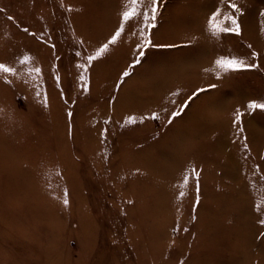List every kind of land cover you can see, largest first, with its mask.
Listing matches in <instances>:
<instances>
[{
  "label": "rangeland",
  "instance_id": "374dc122",
  "mask_svg": "<svg viewBox=\"0 0 264 264\" xmlns=\"http://www.w3.org/2000/svg\"><path fill=\"white\" fill-rule=\"evenodd\" d=\"M58 1L0 0V7L15 13L17 24L29 29L23 33L14 26V18L9 20L7 12H0V60L18 53L23 43L28 45L27 89L0 85V264H264V160L258 157L264 155L258 153L263 140L254 141L249 157L242 138H247L248 147L252 145L243 127L246 117L256 116L264 130V110L243 112L242 134L234 124L235 108L264 102V46L252 42L251 64L258 67H246L220 83L207 78L217 73L205 69L215 65L217 54L231 52L227 39L203 49L152 52L146 68H167L163 65L172 61L173 68L163 69L166 76L180 70L181 59H190L185 77L171 80L170 89H183L179 102L200 88L207 91L193 98L179 118L183 120L168 125L164 118L149 119L147 126L121 127L111 114L118 119L134 109L169 106V97L159 94L169 83L152 70L137 78L147 55L137 74L117 90L121 73H132V68L120 72L127 60L115 51L94 63V75L100 67L107 69L97 71L95 89L87 94L78 81L74 53L69 52L77 39L73 30L98 41V35L106 33L105 24L97 16L83 29L86 13H81L83 20L79 15H60ZM164 1L173 11L167 9L163 20L178 19L156 42L187 40V34L199 32L191 28L217 4V0ZM242 2L254 38L252 28L260 25L264 31V0ZM103 13L108 22L113 21L108 12ZM53 43L55 51L50 47ZM240 43L236 40L239 47ZM247 51L240 48L243 54ZM252 53L258 55L254 58ZM213 84L217 87L209 88ZM153 86L159 91L151 90ZM61 87L66 99L61 98ZM68 111L73 112L71 120ZM142 116L135 117L137 124L143 123L138 121ZM104 129L106 140L101 138ZM181 134L182 138L174 137ZM90 144L96 145L94 151ZM172 146L178 148L175 154L170 152ZM230 152L235 153L234 163L226 159ZM242 153L246 158H239ZM228 162L234 164L236 180L224 174ZM247 164H251L250 174L244 175L241 168ZM191 168L201 170L199 196L195 179L181 187ZM65 190L68 207L63 204ZM238 190L244 191L243 204L249 211L245 217L249 218L250 209L254 212L250 220L255 232L250 237L248 232L241 242L234 213L228 204L222 205L230 202L220 204L218 198L233 197ZM177 227L178 233L173 231Z\"/></svg>",
  "mask_w": 264,
  "mask_h": 264
},
{
  "label": "crops",
  "instance_id": "0c3cea01",
  "mask_svg": "<svg viewBox=\"0 0 264 264\" xmlns=\"http://www.w3.org/2000/svg\"><path fill=\"white\" fill-rule=\"evenodd\" d=\"M117 2V7H115V4ZM164 1V0H162ZM230 0H217V4L215 5V7L212 8L211 11H209L207 13V15L205 16V18H203L200 21V24L197 23L196 26H193L191 29L194 31L199 30V32H195V33H189L187 34V40H179L176 42H156L158 40V38H162L161 36L166 37V33H168L169 29L174 26L176 23V19L175 21H169V20H163V15H165L167 13V9L170 13H172L173 8H169L166 7V1H164L162 3V6L160 7L159 10V16H158V20L156 21L157 23V28L153 30V40L155 43H159V44H175L178 45L177 47H171V48H164V47H158V48H151L148 49L146 52V55L144 56V58L142 59L141 63L139 65H137L135 68H132V75L131 77H134L137 74V69L140 67V65L142 64V62L145 60V58L147 57V60L145 61V64L143 66L142 71L139 73V75L137 74V78H144L145 75H147L148 71L152 70L153 73L159 75L158 77L164 78L166 80L167 83H169L165 89L161 90V92H159V94L161 96H167L169 97V99L167 98V102L169 104V106L166 107H148V108H141V109H134L131 110L130 112L124 113L122 117H118L114 118L113 114H111L110 116L113 118V121L116 122L117 126H131V127H135V126H143V125H148L149 123H146L145 121H143L142 124H128L125 125L124 121L127 117L129 116H134V117H139L140 115H145V116H151V114L153 112L159 113L160 114V119H165L167 120L168 116L171 114L172 111L176 110L178 108V106L183 103V100L181 102H179L178 98L179 96H183V89H181L180 87H173L172 89H170L171 87V80L173 79H180V78H184V74L186 73V63H188L190 59H186L185 61H183V59H181V62H183V64H179V66H181L180 70L175 71V73H171V74H167L165 71H163V69H167L170 70L171 68H173V66H171V62L164 64V67L167 68H146V64L147 63H151V60L153 59L152 56V52H157V51H161V49L163 50H168V49H174V48H183L180 47L179 45H187L190 44L189 47H192L194 49H203L206 47H213L215 45H220V44H214L216 42H220L223 39H227L228 40V44L227 46L231 47V52L227 53V54H217L218 58L221 56H224L227 59H232L235 58L237 60H244L245 64H251V48H252V42L255 41L256 46H264L262 43V41H264V31L262 30V27H260V25L257 27L252 28L253 32H254V38L253 35L250 34L251 32V23H250V14L247 15V11L245 9V5L243 4L242 0H231V2H234L237 4V6L240 8V12L239 13H233L232 10L228 7ZM115 3V4H114ZM58 10L60 11L59 14L60 15H67L69 17H71L72 15L76 16L79 15L81 16V20H83V16L81 15L82 12H85L84 14L87 15L85 17L86 22H84L86 25L83 29H88L90 27V25L92 24V22L97 19V16L100 17L99 19L101 21L104 22L105 24V29H106V33H104V31H102L99 35H98V41L95 40L94 38H89L88 35H86L85 33L79 34L78 32H76V30L74 29L73 32H75L76 36L75 38H77L76 40H74L72 47H70L73 51L69 50L70 53H74V57L76 58L74 61V65L75 62L80 63L82 60L81 57H79V60L77 59V57L75 56V52L77 51L78 48H80V51L82 52L83 55H90V54H94L95 51L103 44L106 43L108 38H110V36L114 33V31L118 28L119 24H120V19H121V13L122 11H126V10H130V8L132 7V5L128 2V0H109L107 3L104 0H59L58 1ZM86 8V9H85ZM0 9H2L3 11H0L1 13L7 14L8 16H11L15 19L16 14L15 13H11V11L8 12V10H5V8L0 7ZM219 10L220 15L216 18L215 22L213 23V25L209 24V19L212 16L213 12ZM108 12V14L111 15L113 21H107L106 18H104V13L103 12ZM182 9L178 10L177 16L181 17L182 15ZM242 13V14H241ZM114 14H116L115 16H117V18L114 17ZM235 16L238 20V23L240 25V35H235V34H231V33H220L219 38L213 37L211 35V29L213 26H215L216 28H230L232 27L230 20H227L226 17L228 16ZM248 18H247V17ZM167 23V25L164 26L163 30H159L158 28L160 26H162V24ZM197 22V21H196ZM14 26L16 28H19L20 31H23L24 28H27L25 25H21L20 22H18L17 24V19H15V22L13 23ZM77 24V23H76ZM138 22L133 20L129 22V25H126V31L123 35V37L121 38L120 42L117 45L111 46L109 47V51L100 59H98L97 61H102L103 59H105L108 55L112 54L113 52H117V54H121L120 56H122L121 58L127 60L126 65L120 70V72H122L124 69L127 68V66L132 62L134 56H135V46L138 42V36H133L131 33L133 30H137L138 31ZM110 29V32L108 33V30ZM79 30V29H78ZM252 33V32H251ZM247 34V35H246ZM183 39V36H182ZM240 39L241 43H240V47L239 45L236 44V40ZM80 41H83V45H80ZM257 42H260L259 45ZM221 43V42H220ZM222 45V44H221ZM226 45V44H225ZM69 48V49H70ZM240 48H246L249 51H247V54H243L240 52ZM123 49H129L127 50V52L123 53ZM183 52V50L181 51ZM175 54V53H174ZM151 55V56H150ZM176 55V54H175ZM186 56V54L184 55ZM25 57H27V60L25 61ZM119 60H121L119 58V56H117ZM131 57V58H130ZM122 59V62H123ZM111 60H113V63L117 64L118 60L112 58ZM215 61V58L213 59ZM22 61H24L22 63ZM96 61V62H97ZM83 62V61H82ZM0 63H5L7 66L13 67L17 74L15 76H6L2 73H0V85L3 86H10L13 87L14 89H17L18 87H24L25 90L27 89L26 87V79H27V63H28V45L26 43H23V45H21V49L18 53H15L11 58H6V59H1ZM95 63V62H94ZM174 63V61H173ZM114 64V67H116ZM175 64V63H174ZM215 64V63H214ZM121 65V64H120ZM173 65V64H172ZM185 65V66H184ZM119 66V65H117ZM205 68V67H204ZM107 67H100L98 73L100 74V70H104L106 71ZM207 71L209 72H213V73H219V78H217V74L214 76H209L207 78H212L213 80H218L220 83L221 81L224 80H229L233 75H236V73H241L243 71L246 70V67L244 68H240L237 69L235 71L233 70H229L228 72H224L223 70H221L220 68L215 67V65H213L212 67H208L206 68ZM205 69V71H206ZM162 70V71H161ZM96 71V73H97ZM206 71V72H207ZM119 72V74H120ZM96 73L95 75L93 74V67L90 70L89 73V83L88 85H84L85 87L89 88V91L86 92L87 94L91 95V89L92 87L95 89V77H96ZM118 74V75H119ZM118 77V76H117ZM156 77V76H155ZM154 79H157L155 78ZM106 77H103V81H105ZM160 78V79H161ZM117 79V78H116ZM10 81V83H5L4 81ZM139 80V79H138ZM122 87V86H121ZM217 87V86H216ZM9 89V87H8ZM173 92H178L179 95H172ZM22 94V92H20ZM149 95H153V94H149ZM191 95V93H188L186 96ZM175 101L176 103L173 104L172 102ZM174 105V107L172 108V106ZM165 109L167 111H165ZM237 109H240L241 112H246V110H248L246 107H244V105L242 104L239 108H235L234 110L236 111ZM139 110V111H138ZM143 111V112H140ZM113 112V109H112ZM181 116L177 117L174 121H180L183 120L179 119L181 118ZM253 118H257L256 116H251ZM101 118V117H100ZM248 118V117H246ZM245 120V119H244ZM243 120V127H245V122ZM257 120V119H256ZM140 122V120H138ZM258 121V120H257ZM102 122V119H101ZM264 132V131H263ZM250 147H248V149H250V154L248 155L249 157L251 156V154L253 153L252 149V145L249 144ZM258 153H263L264 154V142H262V147H260V150ZM235 154V153H233ZM246 154L242 153V156H240L239 158H246L245 157ZM234 156V155H233ZM236 156V155H235ZM260 159L264 160V155H259L258 156ZM244 165H246L244 163ZM250 166L251 164H247V166L241 168V172L245 175L246 171L250 174ZM183 169V168H182ZM235 169V168H234ZM182 173V172H180Z\"/></svg>",
  "mask_w": 264,
  "mask_h": 264
},
{
  "label": "snow or ice",
  "instance_id": "6c2138e0",
  "mask_svg": "<svg viewBox=\"0 0 264 264\" xmlns=\"http://www.w3.org/2000/svg\"><path fill=\"white\" fill-rule=\"evenodd\" d=\"M128 2L132 5L130 10L122 11L121 13V19H120V24L118 28L114 31V33L108 38L106 43H103L96 51L94 54L90 55H83L81 51H76L75 56L76 57H81L83 62L76 63L74 66L78 72V81L83 84V85H88L89 83V73L92 67L94 66V62H96L98 59L103 57L108 51L109 47L117 45L121 38L123 37L125 31H126V25H129L130 21H137L138 22V31L133 30L132 35L133 36H138V42L135 46L134 52L135 56L132 60V62L128 65L129 68H135L137 65H139L146 55V52L148 49L151 48H158V47H164V48H171V47H177L178 45L175 44H159L155 43L153 40V30L157 28V23L156 21L158 20L159 16V10H160V5L162 3V0H128ZM228 7L232 10L233 13H239L240 8L237 6L236 3L234 2H229ZM0 11H3L0 9ZM242 14V13H241ZM220 15L219 10L213 12L212 16L209 19V24L213 25L215 22L216 18ZM9 20L13 19V17L9 16ZM227 20H230L232 27L230 28H216L215 26L212 27L211 29V35L213 37L219 38L220 33H231L235 35H240V25L238 23L237 18L233 16H228L226 17ZM23 31L25 33L29 32L28 28H24ZM31 35L36 36V33H31ZM48 37H44V42H47ZM80 45H83V41L79 42ZM180 47H189L190 44L187 45H179ZM50 47L53 49V51L56 50V45L53 43L50 45ZM258 54L257 53H252V56L255 58ZM59 59V57H57ZM27 60V57H25V61ZM24 61H22L23 63ZM216 67L220 68L224 72H228L229 70H237L240 68L244 67H258L256 64H245L244 60H237L235 58L232 59H227L224 56H221L220 58L216 59L214 61ZM56 71H59V66H55ZM207 71V69H206ZM35 72L37 75L40 74L41 70L39 68L35 69ZM0 73L6 75V76H15L17 74L16 70L13 67L7 66L5 63H0ZM132 75L128 70H125L121 73V78L117 84V90H119L120 85L126 82L127 78H129ZM217 78H219V73L217 74ZM56 80L57 86L60 87L61 85V78L59 75H56L54 77ZM5 83H10V81L5 80ZM216 85H210L209 88H215ZM61 98L66 99V94L63 92V89L61 87ZM83 91L88 92L89 88L85 87ZM207 91L204 88L198 89L195 93L192 94L187 100H185L183 103H181L178 108L174 111L171 112V114L168 116L166 123L168 125H171L172 122L179 116L183 115L185 110L189 107L190 102L193 100L194 97L198 96L200 93H203ZM37 97L41 96V92L37 90L36 92ZM172 95L176 96L179 95L178 92H173ZM44 99V106H48V97L46 94L43 96ZM173 104L176 102L173 101ZM247 109L249 110V113L253 112L254 110H264V102H256L252 101L247 104ZM2 111V110H0ZM165 111H167L165 109ZM236 117L234 120V124L239 128V133L244 132V128L241 126L242 125V117L244 115L243 112H241L240 109L236 110ZM67 116L69 120H71L73 116L72 111H68ZM159 120L160 119V114L153 112L151 116H142L140 118V122L142 123L145 120ZM110 121L105 120L104 123L107 124ZM136 123V118L134 116H129L125 119L124 124H134ZM123 127V125H122ZM69 134L71 135V129L69 131ZM101 138L103 140H106L107 138V129H104L101 131ZM245 140V152L250 151L248 149L246 141V137H242ZM200 171L197 168H191L190 170H187L183 177V184L181 187H185L188 185L189 179H195L196 180V191L197 195L199 196V191H200V185H199V176H200ZM185 193L183 191L180 192L179 196L180 198H183ZM131 203V202H130ZM197 206L199 204V199L196 201ZM63 204L65 207L69 206V198H68V193L67 190H65L64 193V199H63ZM264 224V221L261 222ZM174 232H179L180 229L174 228ZM184 231H187V229H184ZM183 264V262H182Z\"/></svg>",
  "mask_w": 264,
  "mask_h": 264
},
{
  "label": "bare ground",
  "instance_id": "6f19581e",
  "mask_svg": "<svg viewBox=\"0 0 264 264\" xmlns=\"http://www.w3.org/2000/svg\"><path fill=\"white\" fill-rule=\"evenodd\" d=\"M151 90H153L155 92L159 91L158 88H156V86H153L151 88ZM210 104H212V105L214 104L215 107H217L219 105V104H215L213 101H211ZM244 122H245V126L247 127V134L249 136L250 141L252 142V146H253L254 141L259 140V138L262 139L264 142V132H263L264 130H260L259 126L257 125L258 121L255 118L250 116L248 118H245ZM187 133H189L191 135L194 134L193 131H187ZM181 135H175L174 137L182 138L183 134H181ZM94 140H95V138L92 137V141H94ZM90 145H92L91 150L94 151L96 145L95 144H90ZM176 148L177 147L172 146L170 148V152L175 154L177 152V149H178V148L177 149ZM226 159L228 161H232L234 163L233 153L232 152L228 153ZM233 165L234 164H231L230 162H228V165L225 166V168H224V174L226 176L234 178L236 180L237 173H235V169H234ZM144 166L152 168L153 164H146ZM231 197H232L231 194H228V197L227 196L223 197V198L218 197L221 199V200H219V199L218 200H219L220 204H221V202H224L226 200H228V202H230V203H222V205L228 204L227 207H229L230 210L234 213V216L232 219H233V221L234 220L237 221V230L236 231H238V235H239L238 241L241 242L245 239L248 232H249V237H250V233L253 234V232H255L254 229L252 230V224H251V220H250L254 216V212L250 209L249 218L245 217V215L249 211L247 210L246 206L243 204V201L245 199V195H244L243 190H238V193L235 196H233L232 198ZM42 200H43V197H42ZM235 217H237V218H235Z\"/></svg>",
  "mask_w": 264,
  "mask_h": 264
}]
</instances>
